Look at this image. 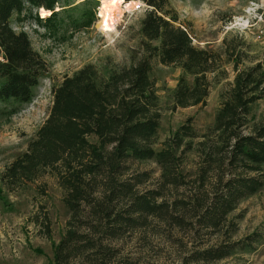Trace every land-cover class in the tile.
Listing matches in <instances>:
<instances>
[{"label":"trees","instance_id":"obj_1","mask_svg":"<svg viewBox=\"0 0 264 264\" xmlns=\"http://www.w3.org/2000/svg\"><path fill=\"white\" fill-rule=\"evenodd\" d=\"M141 1L148 8L129 63L106 58L102 67L86 64L65 75L51 89L46 119L0 175L8 191L46 175L56 179L69 217L53 245L51 264L69 263L88 251L99 255V264H107L112 249L88 234L116 239L144 225L149 216L194 234L217 236L215 244L191 251L183 264H212L248 254L260 241L258 233L232 240L237 223L229 216L264 187V114L251 115L253 105L264 98V63L248 58L249 45L237 35L222 39L223 53L195 46L189 32L174 25L177 15L167 0ZM57 2L0 0V101L28 102L46 71L28 35L11 26L12 15L21 14L26 4L28 9L52 11ZM152 60L180 70L169 94L172 110L205 105L213 83L227 78V66L233 73L219 93L212 124L199 133L188 118L158 150L153 148L160 113L150 78ZM188 153L197 157L191 177L181 168ZM128 160H151L159 167L156 190L136 189L147 173L125 178ZM188 185L189 194L184 195ZM166 187L183 189L170 202L161 198ZM37 193L45 195L46 184H39ZM42 217L49 238L50 220Z\"/></svg>","mask_w":264,"mask_h":264},{"label":"rangeland","instance_id":"obj_2","mask_svg":"<svg viewBox=\"0 0 264 264\" xmlns=\"http://www.w3.org/2000/svg\"><path fill=\"white\" fill-rule=\"evenodd\" d=\"M99 1L58 0L47 16L41 15V9H28L26 4L21 14L12 15L11 26L28 35L33 49L45 61L46 71L33 87L28 102L0 101V175L8 164L25 151L27 143L46 119L52 102L51 89L65 75L86 64L102 67L106 58L117 64L129 63L130 50L138 47L140 20L148 7L141 0H133L142 2L143 8L132 11L121 0V12L113 21L112 31L104 32L99 28ZM167 2L177 15L174 25L185 28L195 46L223 53L222 39L225 37L229 40L237 35L249 45L246 49L248 58L264 63V0ZM245 19H248V27L245 28L241 22L240 26H233L234 22ZM226 70L227 78L213 83L205 105L172 110L169 94L176 86L180 70L152 60L150 78L154 83L160 113L157 138L153 143L155 150L160 149L162 143L188 118H192L191 124L199 133L212 124L219 104V93L233 79L231 66H227ZM262 114L264 98L255 103L251 111L256 118ZM196 161V156L186 154L181 168L189 172V177L194 172ZM127 164L130 170L125 178L149 174L147 180L137 185V190L157 189L160 169L153 161L128 160ZM39 184H46L45 195L37 193ZM189 188L190 185L184 189V195L189 194ZM182 189L176 191L166 187L162 190L161 198L171 202L179 197ZM61 199L62 192L56 179L50 175L14 191H8L0 182V264H51L53 245L64 234L69 217ZM43 214L50 220L49 238L40 223ZM237 216L239 218L236 219ZM35 218H38V223H35ZM229 218L237 223L232 240L258 233L261 235L260 241L248 254L237 253L212 264H264V187L241 202ZM85 232L88 233V230ZM88 235L94 241L100 239L103 245L112 249L111 255H106L107 264H183L191 251L218 241L215 235L207 236L203 232L194 234L154 216L147 217L144 225L128 229L116 239H106L101 233ZM90 252L65 264H99L96 260L99 255Z\"/></svg>","mask_w":264,"mask_h":264},{"label":"bare ground","instance_id":"obj_3","mask_svg":"<svg viewBox=\"0 0 264 264\" xmlns=\"http://www.w3.org/2000/svg\"><path fill=\"white\" fill-rule=\"evenodd\" d=\"M120 4H121V0L99 1V7H98V14H99L98 17L100 18L99 28H101L104 32L112 31L113 21L115 22L117 15H119L121 12ZM40 13L42 16H47L49 14V11L41 9Z\"/></svg>","mask_w":264,"mask_h":264},{"label":"built area","instance_id":"obj_4","mask_svg":"<svg viewBox=\"0 0 264 264\" xmlns=\"http://www.w3.org/2000/svg\"><path fill=\"white\" fill-rule=\"evenodd\" d=\"M130 3V4H129ZM123 4L126 6V7H129L130 6V9L132 11H140L142 8H143V3L142 2H138V1H135V2H131V1H128V0H125L123 2ZM242 23L245 25V28L248 27L249 25V22H248V19H245L244 21H241V20H238L237 22H234L235 25L233 26H240L239 23Z\"/></svg>","mask_w":264,"mask_h":264}]
</instances>
